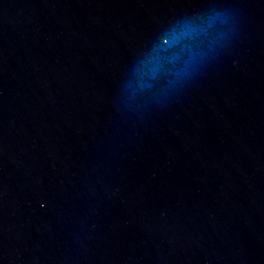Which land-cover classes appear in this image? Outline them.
Returning <instances> with one entry per match:
<instances>
[{"label": "water", "instance_id": "1", "mask_svg": "<svg viewBox=\"0 0 264 264\" xmlns=\"http://www.w3.org/2000/svg\"><path fill=\"white\" fill-rule=\"evenodd\" d=\"M0 264H264V0H0Z\"/></svg>", "mask_w": 264, "mask_h": 264}]
</instances>
